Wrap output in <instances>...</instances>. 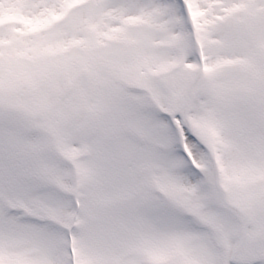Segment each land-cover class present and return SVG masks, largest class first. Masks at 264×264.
<instances>
[{
  "label": "snow or ice",
  "instance_id": "6c2138e0",
  "mask_svg": "<svg viewBox=\"0 0 264 264\" xmlns=\"http://www.w3.org/2000/svg\"><path fill=\"white\" fill-rule=\"evenodd\" d=\"M0 264H264V0H0Z\"/></svg>",
  "mask_w": 264,
  "mask_h": 264
}]
</instances>
